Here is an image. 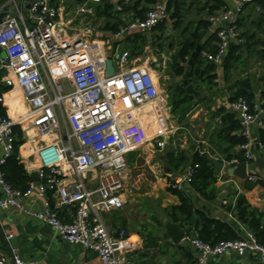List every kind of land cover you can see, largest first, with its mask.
<instances>
[{
  "label": "built area",
  "instance_id": "obj_1",
  "mask_svg": "<svg viewBox=\"0 0 264 264\" xmlns=\"http://www.w3.org/2000/svg\"><path fill=\"white\" fill-rule=\"evenodd\" d=\"M17 1L0 5V76L5 73L3 82L10 90L20 89L31 124L26 127L24 117L15 120L3 113L4 97H0V145L4 151L0 160V209H16L46 224L65 242L97 253L99 264H131L129 255L135 245L125 231H120L117 238L105 218L124 209L129 156L142 146L136 137L142 136L141 130L133 133L131 141L126 138L134 117L129 112L120 113L118 107L125 101L140 109L159 103L161 94L152 70L138 65L131 52L114 45L126 36L148 35L167 24L169 4L156 0L144 19L130 20L117 31H110L104 18H91L96 13L93 5H102V0H76L74 12L66 0H26L27 13ZM252 1L239 0L234 10H220L210 16L209 22L218 26V42L216 53L203 52L207 63H224L231 45L245 43L238 21ZM131 2L123 0L114 11L123 12L124 5ZM8 6L14 8L13 13ZM104 43L115 49L110 57L101 51ZM109 58L115 68L110 78L106 74ZM231 109L239 116L240 135L247 141L241 146L247 180L256 182L258 177L250 171L256 160L252 132L256 124L263 126L264 96L253 103L239 99L231 103ZM160 118L154 141L164 150L168 146V126ZM17 126L24 134L20 150L25 149L26 155L40 164L39 182H33L26 191L14 189L1 170L14 153ZM48 135L53 137L49 142L44 140ZM240 164L238 160L229 163L233 169ZM196 168L188 169L184 183H192ZM34 195L44 201L41 210L25 204ZM66 209L72 212L67 222L61 218V211ZM240 236L214 246L197 236L193 241L199 252L195 264H210L212 258L227 253L238 257L253 254L264 264V246L255 234L245 229ZM12 238L7 236V241ZM12 256L13 260L0 258V264H39L22 259L16 249H12Z\"/></svg>",
  "mask_w": 264,
  "mask_h": 264
},
{
  "label": "crops",
  "instance_id": "obj_2",
  "mask_svg": "<svg viewBox=\"0 0 264 264\" xmlns=\"http://www.w3.org/2000/svg\"><path fill=\"white\" fill-rule=\"evenodd\" d=\"M8 1L9 0H0V5L5 4ZM69 1L70 0H68L67 2L69 3ZM151 1H153V3ZM155 1L156 0H132L129 5H124L123 12L116 13L114 9L118 4L123 3V0H111V4L113 6V18L118 19L121 22L118 25V29L121 26H124L130 20H141L140 15L144 13V10H150ZM159 1L169 4L171 0ZM238 1L239 0L221 1L222 3H224V8L221 11L224 12L228 10H234L237 7ZM261 1L263 0H253L252 3L246 5L245 11L238 21V28L242 33L250 32L251 34H255L259 39L264 38V33L259 27L260 21L264 19V4H261ZM17 2L18 6L21 7L25 13H27L29 6L28 3H26V0H18ZM205 3L206 0H202L201 4L203 6ZM187 4L189 5V7H185L184 18L190 13L191 10H196L197 12V10L202 9V5L200 4L192 5L191 0L187 1L186 5ZM93 6L96 13L95 16L91 18H94L95 21L97 19L99 20L101 18H104L107 23L109 21H111L112 23L117 22L116 20H107L106 17H98L97 9L101 5L96 4ZM134 6L136 8H134ZM7 9L11 13L14 12V8L12 6H8ZM71 9L73 12L75 11L72 6ZM202 12L204 15H202L201 17L196 16V19L190 21L194 23V30L198 28V24L200 21H209L211 15H209L208 10ZM216 12L218 11H215V13ZM184 29H187V27L185 28L182 26L181 28L176 29L174 27V21L169 20V22L166 24V30L164 33L154 30L151 34L144 35L145 37H147V43L141 55H134V53L131 51V45H133L131 42L137 35L141 34L126 36L121 42L114 45V48L119 46L121 50L131 52L133 59L138 61L136 63H138V65L140 66H146L147 64H144V61H147L148 59L149 65H147L146 67H149L152 70L153 77L157 78L156 80L158 81L161 94V79L163 82L168 78L166 73H168V71L170 73L169 65L173 57L171 56L168 59L165 57L162 59V55L164 57V51L172 49L173 43L167 42L169 36H175L177 32L178 34H181V32L183 34ZM217 31L218 26L211 24L210 29L206 32V39L203 43H205L210 38V36H212V34H216ZM149 37L151 39H149ZM216 44V41L213 42V45ZM101 47L103 55H105L106 57H110L111 55H113L115 49H109V45L107 43L102 44ZM179 48L180 46L178 47V50ZM254 49H256V47ZM260 49L264 48L259 46L258 49L254 50L252 53H250L248 50L243 51L244 69H242V64L237 70L233 69L232 78L229 81L226 80L223 65L213 64L216 66V71L213 74L216 75L215 79H201L196 81V83L191 82V84L194 86L195 91L198 93V96L192 95L195 98L193 109L190 111L184 124L180 125L176 119L175 120L177 121V123L176 125L174 124V118L171 115L170 108V88L168 89V93L165 95V101L167 105L164 104V101L161 100L160 96L159 103L156 102L152 107L149 108V116L156 118V123L153 127L156 134L147 143L142 145L141 148L148 143H150L152 148H155L156 146L154 150H157L156 152L159 153L161 160L163 161L164 170L166 173L164 176H160V163H153L148 166L149 170L151 171V177L148 178L144 174L145 172H147V170L143 169V167H145L146 165L143 166L144 163L142 162L140 164L139 158H134L133 162L130 163L131 169L127 175L124 209L105 215L107 224L111 231L115 232V236L117 235L118 231H125L130 242L135 245L134 251L129 255L131 264H195L197 262L199 252L194 247L193 241L197 238L198 232L195 228L194 223L191 221L188 222L184 218L181 219V221H184L183 224L181 223V221L180 223H175L165 211L170 207H177L180 205V199L167 191L169 187V180L175 181L176 184L180 185V189H182L186 193L197 210L205 212L213 219L230 223L232 226H234L235 229H237L240 235H242L244 230L248 228L242 225L233 214H230L225 209V205H227V200H229L231 190H237L240 194H244L248 202L253 207H256L260 211L264 212V188L261 186H257L252 191H246L244 189L245 181L231 177L225 172H219L220 177L217 184V186L221 189L220 194H227L226 201L224 202L218 200V198L216 201L207 202L196 191L193 190L190 184L183 182L184 176L186 175L188 169L192 166V157L196 151H200L202 155H206L212 161L215 160L224 163L225 168L230 167V161L227 160V157L229 155H232L234 157L237 153L243 154L241 147L229 148L230 146L225 140L219 139L218 134L222 128V124L226 121V118L225 114L222 118L216 116V112L224 107L227 110V114L233 115L236 120L240 121L239 116L237 114L235 115V112L231 109V102H229L230 96L232 94L230 87L238 79L250 77L252 79V82L254 83L256 100L259 101L262 96H264V60L260 59L257 55V52ZM150 50H154L157 52L160 58L159 62L154 61V59L152 58L146 57L147 51ZM248 60L250 61V65L247 63ZM153 68L156 70L154 71ZM240 69H242V71H239ZM237 71L243 73L242 76H236V78H233V75H235ZM188 72L189 70L187 71V73ZM4 75L5 73L3 72L0 76V92L7 88L3 82ZM216 83L219 84L218 87L211 86L212 84L214 85ZM229 83H231V86L229 87L231 94L228 98V104L223 105V97H221L223 96V88H225L226 85L228 86ZM181 84H183V81ZM206 88L209 90L210 94H203L202 90L205 91ZM16 89L17 88L13 90L9 89V92L2 94V97H4L3 109L9 116L10 108L7 105L6 96L13 91H15L14 94H17ZM218 90H221L220 92L222 93L221 95H219L220 98L217 99L216 97H214V94ZM161 103H163L162 114H160L156 110L161 105ZM167 108H170V110L166 111ZM161 116L166 120L168 126V135L166 136V139L164 138L166 141H168V146L164 150L159 149L156 141H154L159 128L158 120ZM159 125H161V118ZM259 127L260 126H258V128ZM258 128L254 126L252 132L254 141L253 151L255 158L258 155H263L264 158L263 146L260 144L258 139ZM235 134L240 135V131L235 132ZM30 135L32 136V132H30ZM44 140L46 141L45 138ZM170 142L173 143V146L175 148L180 147L186 152V154L189 155V158L187 157L189 159L188 162L185 163L178 171H175L171 169V167H169L166 158L162 159V157L168 153ZM257 145H259L260 147L259 150H256ZM26 148L29 147L27 146ZM25 152V149L19 151V159L25 165L27 172L29 174L33 171L38 172V169L40 167L38 160H36V158L34 157L30 158L29 155H26ZM3 156L4 151L2 146L0 145V160L3 158ZM233 160L237 159L233 158ZM147 162L148 160L146 161V163ZM168 168L171 169L170 173H167L166 171V169ZM136 169L141 171L137 173V178H134L133 172ZM250 171L253 175H259L264 178L261 169L256 164V160L251 164ZM142 184H145L147 186L146 191H140L141 188L138 186H142ZM1 196L2 193L0 189V198ZM131 196L134 200L137 199L136 201L140 202L135 206V209L133 207H128L129 198ZM43 202L44 201L42 198H38L36 195H34L28 198L25 201V204L28 207L33 208L34 210H41ZM71 216L72 212L69 209L61 211V218L63 221H69ZM166 225L179 226V228L186 233L185 240H187V244H174L171 240H166L163 241V244L160 245L155 251L145 250L143 248V237L146 234L162 235L163 227ZM9 235H12L13 238L10 241H7V236ZM12 249H16L17 253L22 259L28 261H37L39 264H99L100 262L97 253L85 250L82 246L71 245L65 242L46 224L32 217H29L25 213L16 209H0V258L5 257L12 260ZM210 264L262 263L259 258L253 254H248L245 257H238L233 253H227L221 257L212 258L210 260Z\"/></svg>",
  "mask_w": 264,
  "mask_h": 264
},
{
  "label": "trees",
  "instance_id": "obj_3",
  "mask_svg": "<svg viewBox=\"0 0 264 264\" xmlns=\"http://www.w3.org/2000/svg\"><path fill=\"white\" fill-rule=\"evenodd\" d=\"M189 0H171L169 3L170 20L174 21V27L181 28L184 24L185 6ZM103 4L97 9L98 17H106L108 20H116V23L109 21L106 25V29L110 31H117L118 25L121 23L118 19L113 18V6L111 0H102ZM153 3V1H151ZM192 5H202V0H191ZM264 4V0L261 1ZM134 8H136L134 6ZM224 8V3L219 0H206L204 6L202 5V11L208 10L209 15H213L215 11H220ZM130 9V7H129ZM128 9V10H129ZM141 20L144 19L147 10L143 11ZM144 14V15H143ZM240 23V22H239ZM240 25V24H239ZM211 23L207 20H202L196 28L181 44L178 52L172 57L170 62V73L176 78H183L187 74V64L192 53L198 46H201V52L198 58L195 60L190 73L191 78L189 82L196 83L198 80H213L216 75H213L216 71V66L207 63L203 57V52L216 53L217 46L213 45V42H218L217 33L212 34L210 38L203 43L202 40L206 36V32L210 29ZM261 31L264 33V19L259 23ZM164 33L166 30V23L160 25L155 31ZM187 29H184V32ZM242 38L245 43L242 47L240 44L231 45L227 57L224 60L223 69L226 76V80L229 81L232 78L233 69H238L243 64V51L248 50L252 53L257 45L264 48V38L259 39L255 34L250 32L243 33ZM131 42V41H130ZM131 51L134 55H141L143 49L147 43V37L144 35H137L131 42ZM260 59L264 60V49H260L257 52ZM232 92L229 102L233 103L239 99H244L249 103H253L256 100L255 87L250 77L241 78L235 81L230 87ZM9 92V88H5L0 92V97L3 93ZM15 91L6 96L7 105L10 108V116L14 118L19 112L26 110V106L22 99V96ZM170 108L171 115L178 121L180 125L184 124L190 111L193 109L195 98L192 95L186 96V89L183 84L170 87ZM163 103L156 109L162 114ZM1 111L5 113L1 107ZM225 114L226 121L222 124V128L218 134L219 139L225 140L229 144V148H237L243 146L247 141L241 135H236L235 132H239L242 129L240 121L236 120L231 114H227V110L223 107L216 112V116L222 118ZM161 127H163L161 120ZM15 135L17 139L14 143V153L2 166L1 170L4 173L6 181L14 188L20 191H26L30 185L34 182L32 176L27 172L25 165L19 159V150L23 144L22 138L24 136L19 126L15 127ZM258 139L262 146H264V120L263 126L257 130ZM137 153H132L129 156V162L132 163ZM168 156L166 161L171 169L178 171L182 166L188 162L186 152L180 147L175 148L173 143L170 142L168 150ZM228 161H232L236 158L240 163H245L244 154L237 153L234 157L229 155ZM192 166H197L195 175L190 184L194 191H196L205 201H216L221 189L217 186L220 173L206 155H202L200 151H196L192 157ZM258 180L256 182L245 181L244 189L246 191H252L255 187L261 186L264 188V178L257 175ZM176 182L169 180V187L167 191L177 196L180 199V205L177 207H170L166 209L168 216L175 222L180 223L184 218L186 221L194 223L198 232V238L210 245H216L223 241H233L240 239L241 236L237 229L226 221H220L211 218L205 212L197 210L193 202L189 199L186 193L175 187ZM225 209L233 214L238 221L251 230L258 242L264 246V212L258 208L253 207L244 194H240L237 190L230 191L229 200Z\"/></svg>",
  "mask_w": 264,
  "mask_h": 264
},
{
  "label": "rangeland",
  "instance_id": "obj_4",
  "mask_svg": "<svg viewBox=\"0 0 264 264\" xmlns=\"http://www.w3.org/2000/svg\"><path fill=\"white\" fill-rule=\"evenodd\" d=\"M66 1H68V0H66ZM185 7H189V5L187 4ZM202 15H204L203 14V12L201 11V10H197V12H196V10H191L190 11V13L188 14V15H186V17L184 18V24H183V27H187V30H185V31H187L186 33L185 32H183V34H182V32H181V34L179 33L178 34V32H177V34L174 36V35H171V36H169V39H168V43L169 42H172L173 43V46H172V49H170V50H165L164 51V57H163V55H162V59L163 58H170L171 56H174L177 52H178V47L180 46V44L194 31V23H192V22H190V21H192V20H194V19H196V16H199V17H201ZM205 39H206V37H204L203 38V40H202V42H204L205 41ZM258 45L256 46V49H258ZM146 57H149V58H152V59H154V61H156V62H159L160 61V58H159V56H158V54H157V52L156 51H154V50H150V51H147V55H146ZM247 63L250 65V61L248 60L247 61ZM144 64H147V65H149V63H148V59H147V61L145 60L144 61ZM146 65V66H147ZM242 66V69H244V63L241 65ZM154 69V68H153ZM242 69H240L239 71H242ZM156 69H154V71H155ZM237 70V69H236ZM239 71H237L236 72V74L235 75H233V78H236V76H238V77H241L242 76V74L243 73H241V72H239ZM155 74V73H154ZM166 75L168 76V78L165 80V81H163L162 82V79H161V84H162V92H161V100H163L164 101V104L165 105H167V103H166V101H165V98H166V94L168 93V89L170 88V87H173V88H175L176 86H178V85H180L181 83H182V81H183V78H176L175 76H173L172 74H170L169 73V71H168V73H166ZM157 78H155V80H156ZM215 79V78H214ZM157 81V80H156ZM218 83V82H217ZM212 84L211 86L212 87H218L219 86V84ZM231 86V83H229L228 84V86L226 85V87L225 88H223V96H221V97H223V105H225V104H228V98H229V95L231 94V92H230V90H229V87ZM221 90H218L215 94H214V97H216L217 99L218 98H220L219 97V95H221V93L222 92H220ZM202 92H203V94H206V93H208V94H210V92H209V90L206 88L205 89V91L204 90H202ZM170 96H171V93H170ZM147 109V108H146ZM173 121H174V124L176 125V123H177V121L175 120V119H173ZM155 145H156V143H155ZM154 145V146H155ZM155 148H156V146H155ZM155 148H152L151 147V145H150V143H148L147 145H145L144 147H142L140 150H138L137 151V154H136V156L134 157V158H139L140 159V161H139V163L141 164V162L142 163H144V165L143 166H145V167H143V169H146L147 170V172H145V170H144V174L148 177V178H150L151 177V171L149 170V168H148V166L149 165H151V164H153V163H160V170H159V175L161 176H164L165 175V170H164V164H163V161L161 160V157H160V155H159V153L158 152H156L157 150H154ZM151 154V155H150ZM148 160V165H147V163H146V161ZM139 171H141V170H134V172H133V177L134 178H137L136 176H137V173H139ZM141 185V184H140ZM138 187H140L141 188V190L140 191H142V190H147V186L145 185V184H142V186H138ZM139 194V193H138ZM137 194V195H138ZM136 196V195H135ZM137 200V199H136ZM136 200H134L133 199V197L131 196L130 198H129V202H128V207L130 208V207H133L134 209H135V206L137 205V204H139L140 202L139 201H136Z\"/></svg>",
  "mask_w": 264,
  "mask_h": 264
},
{
  "label": "water",
  "instance_id": "obj_5",
  "mask_svg": "<svg viewBox=\"0 0 264 264\" xmlns=\"http://www.w3.org/2000/svg\"><path fill=\"white\" fill-rule=\"evenodd\" d=\"M77 2L76 0H70L69 1V5H71L74 10H76L77 8ZM149 39H151L149 37ZM201 52V46H198L196 48V50L192 53L191 58L189 60L188 63V70L189 72L187 73V75H185L183 77V85L185 86L186 89V96L188 95H195L198 96V93L195 91L194 86L189 82V79L191 78V73L190 70L195 62V60L198 58L199 54ZM117 59L119 58V56L116 57ZM224 63H222L223 65ZM115 73V68H114V60L112 58H109L107 60V77H113ZM236 115V113H234ZM256 128H258V124L255 125ZM260 147L259 145L256 146V150H259ZM168 154H165L162 159L167 158ZM186 156L189 158V155L186 154ZM213 164L215 165V167L217 168V170L219 172H225L227 175L246 181L247 180V165L245 163L240 164L238 167H236L235 169L228 167L225 168L224 163L219 162V161H213ZM256 164L258 165V167L261 169L262 174L264 175V158L263 155H258L256 157ZM167 173L171 172V169H166ZM30 175L32 176L33 180L35 182H39V177H38V172L37 171H33L30 173ZM227 198V194L226 193H221L218 196V200L224 202L226 201ZM181 223L183 224L184 221L182 220ZM120 231H118L116 237H119ZM186 237V233L181 230L179 228V226L177 225H170V226H164L163 227V233L162 235H152V234H146L143 237V243L144 246L143 248L145 250L148 251H155L158 249V247L160 245L163 244V241L166 240H171L174 244H180L182 243V245L187 244V240H185ZM184 240V241H183ZM13 260V258H12Z\"/></svg>",
  "mask_w": 264,
  "mask_h": 264
},
{
  "label": "bare ground",
  "instance_id": "obj_6",
  "mask_svg": "<svg viewBox=\"0 0 264 264\" xmlns=\"http://www.w3.org/2000/svg\"><path fill=\"white\" fill-rule=\"evenodd\" d=\"M16 91L21 95V91L19 88L16 89ZM155 103L150 104L146 107H142L140 109L134 108L130 103H127L125 101L122 102L121 106L118 107V111L120 113H127L129 112L130 114L133 115L134 121L130 122L128 127V131L126 134V138L129 139L130 141L132 140V136L136 130H141L142 136L137 135V139H139L140 142H142V145L147 143L154 135L156 132L154 131L153 127L156 123V118L155 117H150L148 114V110L150 107H152ZM26 110L23 111L22 113L19 112L13 119L19 120L20 117H24L23 119V124L26 127H29L31 124V121L28 120L29 116V108L25 104ZM147 108V109H146ZM124 118V117H123ZM122 123H125V120L123 119ZM33 135V132H32ZM47 142H49L53 137L51 135L44 136ZM30 148V146H28Z\"/></svg>",
  "mask_w": 264,
  "mask_h": 264
}]
</instances>
